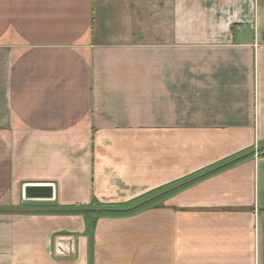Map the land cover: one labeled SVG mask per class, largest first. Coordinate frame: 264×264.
<instances>
[{"label":"crops","instance_id":"crops-1","mask_svg":"<svg viewBox=\"0 0 264 264\" xmlns=\"http://www.w3.org/2000/svg\"><path fill=\"white\" fill-rule=\"evenodd\" d=\"M0 264H264V0H0Z\"/></svg>","mask_w":264,"mask_h":264},{"label":"water","instance_id":"water-1","mask_svg":"<svg viewBox=\"0 0 264 264\" xmlns=\"http://www.w3.org/2000/svg\"><path fill=\"white\" fill-rule=\"evenodd\" d=\"M22 195L24 200H51L54 197L51 185H26Z\"/></svg>","mask_w":264,"mask_h":264},{"label":"trees","instance_id":"trees-1","mask_svg":"<svg viewBox=\"0 0 264 264\" xmlns=\"http://www.w3.org/2000/svg\"><path fill=\"white\" fill-rule=\"evenodd\" d=\"M242 158H244V156H242V157H239V158H237V159H235L234 161H231V162H229L228 164H231V163H233V162H235V161H238V160H241ZM227 164V165H228ZM225 166V165H224ZM223 167V166H222ZM218 168H220V167H218ZM218 168H216V169H213L212 171H214V170H217ZM211 171V172H212ZM199 177H201V175L200 176H198V177H195V178H193V179H191V180H189V181H186L185 183H183V184H181L179 187H181V186H183V185H185V184H187V183H189V182H191V181H193V180H195V179H197V178H199ZM178 187V188H179ZM177 189V188H176ZM174 190V189H173ZM170 191H172V190H170ZM170 191H168V192H170ZM145 205H143V206H139V207H129V208H126V209H112V210H110V211H107L106 213H103V214H107V215H120V214H128V213H132V212H134L135 210H138L139 208H142V207H144ZM66 211H76L75 209L74 210H66ZM78 211V210H77Z\"/></svg>","mask_w":264,"mask_h":264},{"label":"rangeland","instance_id":"rangeland-1","mask_svg":"<svg viewBox=\"0 0 264 264\" xmlns=\"http://www.w3.org/2000/svg\"><path fill=\"white\" fill-rule=\"evenodd\" d=\"M158 194H162V192H157L151 196L144 197V198L132 203L130 206L139 207V206H143V205H148L153 200L152 198H156ZM130 206H128L127 208H129ZM110 210H112V209H109V208L105 209L104 208V209H100L98 211L106 213L107 211H110Z\"/></svg>","mask_w":264,"mask_h":264}]
</instances>
